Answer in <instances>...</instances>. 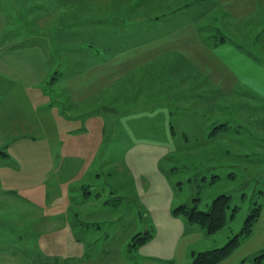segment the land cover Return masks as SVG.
Instances as JSON below:
<instances>
[{
  "label": "crops",
  "instance_id": "1",
  "mask_svg": "<svg viewBox=\"0 0 264 264\" xmlns=\"http://www.w3.org/2000/svg\"><path fill=\"white\" fill-rule=\"evenodd\" d=\"M54 1L49 27L37 25L24 37L10 39H30L17 50L22 58L0 57V135L46 140L56 163L62 134L96 126L104 136L109 121L128 138H144V145L214 154L215 160L216 153L232 152L230 144L214 145V138L230 136L232 122L239 121L236 129L248 132L230 108L246 101L264 104V0ZM14 65L25 70L43 65L36 85L50 98L30 93L35 84L25 87L21 78L9 83L2 72ZM217 110L231 114L219 116ZM246 117L262 124L256 129L264 132V115ZM78 119L81 127L73 126ZM153 138L181 139L169 146ZM254 144L245 140L240 145L246 160L247 150H257L258 142ZM27 149L35 151H22ZM71 152L64 146L62 157L73 156ZM0 155L10 157L3 150ZM198 163L204 161L199 158ZM182 237L181 251L175 254L179 264H189L191 246L194 252L220 246L199 230ZM202 240L209 242L197 248ZM263 248L264 193L253 232L217 264H252ZM157 259L161 262L147 263L167 262Z\"/></svg>",
  "mask_w": 264,
  "mask_h": 264
},
{
  "label": "rangeland",
  "instance_id": "2",
  "mask_svg": "<svg viewBox=\"0 0 264 264\" xmlns=\"http://www.w3.org/2000/svg\"><path fill=\"white\" fill-rule=\"evenodd\" d=\"M55 3L0 0V57L22 58L17 50L30 44V39H10L24 37L25 31H33L37 25L49 27ZM73 12L79 13L75 8ZM12 43L18 47L13 48ZM25 69L14 65L2 73L9 83L21 78L25 87L35 84L30 93L50 98V93L36 85L43 76V65ZM230 110L249 127L248 132L236 129L239 121L232 122L230 136L214 138L217 149L230 144L232 152L216 153V160L214 154L144 145V138L137 142V138L114 131L111 121L104 136L96 126L62 134L56 163L46 140L0 135V150L10 154L9 158L0 155V264H149L148 260L161 262L160 257L166 264H179L180 256L175 254L181 251L182 235L189 230H199L209 240H216L215 245H224L243 229L252 209L262 203L260 191H264V132L256 129L262 124L249 121L250 115L244 118L255 113L263 116L264 104L246 101ZM221 111H216L219 116L231 114ZM82 124L79 119L72 123ZM153 139L170 146L181 138ZM245 140L253 148L258 142L257 150H247L248 160L240 153ZM63 145L72 148L73 156L62 157ZM34 147L32 152L22 151ZM221 194L230 195L231 206L238 208L233 217L229 209L227 224L215 234L174 214L182 204L208 210ZM147 231L152 237L138 247L132 245L137 233ZM207 242H198L197 248ZM193 248L187 250L189 264Z\"/></svg>",
  "mask_w": 264,
  "mask_h": 264
},
{
  "label": "trees",
  "instance_id": "3",
  "mask_svg": "<svg viewBox=\"0 0 264 264\" xmlns=\"http://www.w3.org/2000/svg\"><path fill=\"white\" fill-rule=\"evenodd\" d=\"M214 177L216 176L214 175ZM260 193L263 195L264 191H260ZM230 201V195L221 194L213 199L208 210H200L196 204L194 206L182 204L174 209V214L186 216L188 221L197 224L207 234L211 235L217 233L227 224L229 209L231 210L230 216L233 217L235 215L238 207H232ZM261 206L262 203H258L252 209L243 229L233 235L224 245L206 251H192V264H217L228 257L253 232ZM150 237H152V233L149 231L145 233L139 232L134 236L135 240L132 245L138 247ZM251 262L252 264H264V248L251 258Z\"/></svg>",
  "mask_w": 264,
  "mask_h": 264
}]
</instances>
